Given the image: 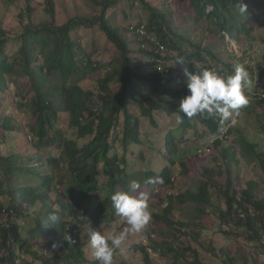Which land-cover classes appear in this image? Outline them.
<instances>
[{
	"label": "trees",
	"instance_id": "obj_1",
	"mask_svg": "<svg viewBox=\"0 0 264 264\" xmlns=\"http://www.w3.org/2000/svg\"><path fill=\"white\" fill-rule=\"evenodd\" d=\"M88 1L96 7L93 14L65 22L58 20L56 0H44L46 18L22 22L21 30L13 34L0 24V264H88L90 258L98 264L88 233L90 229L103 233L121 218L112 208L110 195L127 191L129 182L136 180L147 197L162 199L157 194L160 189L175 185L173 166L191 173L189 160L199 156L192 140L209 139L227 165L237 163L240 153L264 167L258 144L229 124L225 129L228 121L222 123L219 115L205 113L189 119L177 110L188 93L185 68L189 72L212 69L224 76L233 73L237 63L247 70L256 67L244 60L257 39L260 14L256 10L264 14V0ZM241 3L247 5L243 15L238 11ZM24 12H34L32 0H26ZM136 18L138 22L127 24ZM95 29L113 44L117 55L111 61L101 60L95 50L89 52L84 46L80 33ZM226 35L241 45L242 56L229 52ZM177 58L184 63H175ZM259 70L262 81L264 63ZM92 77L97 80L95 91L84 86ZM248 89L243 90L245 95L252 96L243 109L251 112L264 107L258 88ZM10 106L26 112L29 123H18L14 112H8ZM158 113L168 116L161 138L143 129L144 123L153 128L162 125L156 120ZM260 124L264 130V123ZM7 132L15 141L8 155L4 151ZM235 132L234 143L225 146V138ZM129 143L149 145L152 152L164 155L160 159L166 164L161 162L159 171L154 166L148 169L143 162L149 158L151 163V156L140 152L133 159L141 161L140 170L133 168ZM118 145L122 148L117 149ZM203 170L207 180L175 199L168 195L166 212L155 213L156 220L171 230L185 228L186 223L171 218L176 199L194 202L197 212L205 213L215 171ZM149 177H162L163 183L156 179L147 184ZM233 183L228 177L227 206L221 218L249 230L247 239L264 252V218L258 213L264 211V200L256 199L257 182H247L240 195ZM51 213L58 216V222L48 223ZM83 227L87 235L82 238ZM222 232L228 238L240 237L234 230ZM169 241L153 240L151 246L156 252L173 254L176 260L187 259L191 251L192 264H205L196 249H181ZM139 245L147 264H153L149 262L151 248Z\"/></svg>",
	"mask_w": 264,
	"mask_h": 264
},
{
	"label": "rangeland",
	"instance_id": "obj_2",
	"mask_svg": "<svg viewBox=\"0 0 264 264\" xmlns=\"http://www.w3.org/2000/svg\"><path fill=\"white\" fill-rule=\"evenodd\" d=\"M154 1L156 2L157 0ZM56 4L57 16L60 22H65L75 16H87L96 11L95 5L91 4L88 0H56ZM32 7L34 8V12L29 14L24 12L26 8V0H0V24L9 33L13 34L21 30L22 22L32 20L37 22L48 16L44 0H32ZM21 12H23V16L20 14ZM136 12L139 11L136 9ZM256 13L260 14V22L257 23L255 32L257 39L253 41L247 58L244 57L245 64H248L250 61L256 66L254 69L250 68L248 70L249 73L251 71L255 73L254 76L251 77L252 85L248 89L249 92H254L255 88H258V91L264 89V79L259 81V66L264 63V14L260 9H257ZM138 21L139 19L136 18L129 20L127 24H133ZM80 34L87 51L92 52L95 50V56L101 60L111 61L117 55L113 44L106 39L102 31L95 29L89 32L82 31ZM13 44L14 42L11 43V45ZM226 44L230 53L232 52L242 56L241 45L238 44L231 35H226ZM231 61L232 59L230 58V62ZM84 86L88 90L95 91L97 88L96 77L88 79L84 83ZM113 87L117 89L118 85L113 83ZM251 96L252 94L249 93L248 98L250 99ZM8 112H14L15 119L23 126L30 121V117L26 112L20 110L14 111L12 106L8 108ZM156 120L161 121L162 125L153 128L149 123H144L145 127H143V129L153 131L155 132L153 134L156 138H161L160 136L163 137L168 128L166 122L168 116L167 114L158 113L156 115ZM260 123H264V107L257 106L251 112L241 109L238 115H234L228 120L225 129L228 124L230 127H234L239 133L247 136L251 142L258 144V150L264 154V130L261 129ZM236 133L237 132L229 135V137L225 136V146L234 143ZM188 135L195 139V136L192 133H188ZM10 136V133L7 132L4 146L6 155L10 152V145L15 142L10 139ZM190 144L198 148L199 155L197 158L194 157L189 160V164L192 167L191 173H185L177 166H173L175 176L174 187L170 189L161 188L160 192L157 194H161L162 199L148 195L147 198L150 206L151 220L141 233L129 234L127 241L128 247H126L124 252H120L119 250L115 252L113 264H147L144 254L139 248V244L151 248V251L149 250L150 263H193L194 255L191 251H188L187 259L180 257L177 260L173 257V254L156 252L152 248L151 242L153 240L161 242L164 238L172 240L181 249H196L199 253V259L205 264H264V252L262 251V247L258 246L256 242H251L247 239V233H250V231L245 228L238 229L233 220L230 221L231 224L226 223V221L221 218L220 213L221 210H225L227 206L225 187L228 177H232L233 184L237 186L239 195V190L245 188L247 182L251 180L257 182L258 188L255 191L256 199L264 200V167L260 165V161L256 160L254 157H243L240 153H238L239 159L237 163L234 161L227 165L219 155L220 149H216L214 146L209 145V139L207 141L192 140ZM156 146L160 147L159 143H157ZM121 148L122 145H118L117 149ZM128 149V158H130V163L134 164L133 168L139 169V166L141 165V161H139V163L138 161H133L134 158L139 156L140 152H144L148 157L151 156V163L149 158L143 162V166L148 169L154 166L157 167V170L159 171L161 168V162L166 164L160 159V156L163 157L164 155H160L161 153H158L157 150L152 152V148L149 147V145L129 143ZM207 149H210V151ZM27 151L30 152L31 148L27 147ZM205 168L215 171L209 181V183H211V203L204 207L205 213L197 212L198 208L194 202H183L176 199L175 201L173 200L174 209L172 210L171 218L186 223L185 228H181L180 226L177 227L182 233L180 234V232H177V228L171 230L166 224L156 220L154 216L155 213L164 214L166 212L164 207L168 205L166 198L170 192H172L175 199L177 195H181L187 190H197L200 182L207 180L208 175L203 170ZM254 211L255 209L251 206V212L254 213ZM241 213L244 212L240 211V216ZM258 213L264 218L263 210H259ZM260 222L261 221H259V223ZM126 227L128 226L120 218L115 225L105 229V232L103 233L106 234L113 229L122 231ZM85 228L86 227H83L82 238L87 235V229ZM223 229L234 230V232L239 233L240 237L228 238L223 234ZM164 234H167L168 237ZM176 238L178 239L176 240ZM38 263L40 264V262H37V264ZM88 264H93V258H90Z\"/></svg>",
	"mask_w": 264,
	"mask_h": 264
},
{
	"label": "clouds",
	"instance_id": "obj_3",
	"mask_svg": "<svg viewBox=\"0 0 264 264\" xmlns=\"http://www.w3.org/2000/svg\"><path fill=\"white\" fill-rule=\"evenodd\" d=\"M238 11L241 15L246 14L247 5L241 3ZM175 63L183 64L184 59L177 58ZM184 73L188 93L179 101L177 110L189 119L205 113L216 114L223 123L238 115L239 111L249 104V98L243 90L252 85L251 77L255 73H249L242 64L237 63L234 72L224 76L207 68L199 72H189L185 68ZM178 120L182 122V117H178ZM156 179L163 183L162 177H149L146 183H155ZM140 189V182L132 180L127 191L118 190L110 195L112 208L128 227L122 231L113 229L106 234L94 229L89 230V248L98 264H113L115 252H124L128 247L129 234L141 233L151 220L147 195ZM48 220V223H56L59 218L55 213H51Z\"/></svg>",
	"mask_w": 264,
	"mask_h": 264
},
{
	"label": "built area",
	"instance_id": "obj_4",
	"mask_svg": "<svg viewBox=\"0 0 264 264\" xmlns=\"http://www.w3.org/2000/svg\"><path fill=\"white\" fill-rule=\"evenodd\" d=\"M250 76H252V74H250ZM259 95H260L261 99H264V89H262L261 91H259ZM207 150L210 151V149H207ZM169 195H172V192H170ZM241 217H245V212L244 213H241Z\"/></svg>",
	"mask_w": 264,
	"mask_h": 264
}]
</instances>
